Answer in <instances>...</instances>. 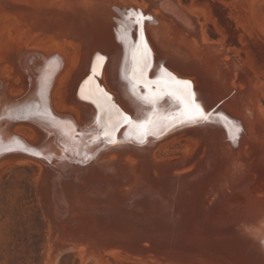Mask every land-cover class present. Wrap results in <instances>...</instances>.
<instances>
[{"label":"bare ground","instance_id":"6f19581e","mask_svg":"<svg viewBox=\"0 0 264 264\" xmlns=\"http://www.w3.org/2000/svg\"><path fill=\"white\" fill-rule=\"evenodd\" d=\"M2 1H5L8 5H10L11 2H9V0ZM20 1L21 0H19V3ZM29 1L31 2L29 6L32 7L35 14V17L32 18H36L32 22H37V25L41 28L44 27L50 31L51 29L55 30L60 26L63 27L68 25L70 29L71 27L75 28V30H73L75 33L72 34H77V36H79L78 34L82 33V35H80L82 42L81 45H79L82 49V55L80 58L79 56L70 57L62 49L58 50L50 47H40L34 50L33 48L19 45H17L18 47L14 46L15 48H13L12 45L10 48L7 46L9 49H13L10 50V53L7 52L8 55H6L5 52L7 50H5V59L8 56L7 65L3 67L4 69L0 66V100L6 99L7 101H12L21 99L29 89V78L21 62L24 54L27 52H37L46 56L55 54L60 55L63 59V68L51 91L50 99L52 112L73 119L79 128H90L96 119L95 108L92 104L78 99L77 91L84 77L90 73L93 54L96 53L104 58L101 74V82L104 89L115 97V101L122 112L131 116L133 119L141 118L151 106L144 105L142 101L134 97L130 92V85L128 83L131 79L129 77V72L138 45L139 31L141 29H143L147 36L153 51L154 59L161 68L167 69L174 77L186 81V69L188 65L186 67L185 64L191 63L188 58L191 52L192 35H194L192 33H195L196 30H194L195 22L193 21V23L191 21L189 18L191 16H188L185 12L186 10L183 11L184 9L182 10V8L179 7L180 5L174 0H141V3L136 0ZM12 2L16 3L17 1ZM21 3L23 2L21 1ZM22 5L23 4L19 6ZM2 7L6 8L5 6ZM25 8L29 9V7ZM1 10L3 13L4 11L7 12L6 9L4 10L1 8L0 11ZM17 12H14L13 15L17 14ZM22 14L24 16L25 12H19V15ZM29 14L30 16L33 15L31 13ZM26 15L29 18L28 13L25 14L24 17H26ZM5 16L8 17L7 15ZM140 17H143V19ZM148 17H151V19H148ZM195 19L196 18H194V20ZM26 25L28 26L29 24ZM16 27L18 28V26ZM87 27L90 29V34L84 33L83 31V29ZM69 31L68 33H70ZM35 32L38 34L40 31ZM64 32H67V30H64ZM53 33H51V37L55 36ZM65 35L64 33V36ZM74 36L77 37L76 35ZM57 37L59 38V36ZM67 38L65 39L69 40ZM65 39L62 38L60 40L63 42ZM71 41H73V38ZM193 42L196 44L194 40ZM194 50L196 51V49L192 51L194 52ZM187 60L189 63L186 62ZM195 64L197 63L195 62ZM195 64L193 63V66ZM189 66L191 67L192 65ZM189 69L190 68H188V70ZM193 69L191 67V70ZM196 72L200 73L201 69L200 72L196 69ZM126 76L128 79H125ZM189 77L193 78L191 76ZM211 77H214L215 80L213 85L214 88L211 87L212 90L210 91L201 87V85L195 81L196 79L193 82L194 84H191L193 93H195V100L199 103L205 115L208 116L207 120L198 119L195 122L182 126L149 143L124 144L107 148L94 160L90 167L79 171H58L35 159L20 158L9 159L1 163L0 166L9 163H31L39 166L41 168V177L37 186L40 192L39 195H41L42 200H44L47 210L50 207L53 208L56 220H66L69 227H73L74 229L72 231L68 227L71 233L78 238L80 237L81 240L84 239L83 242L87 240L85 237L89 234L92 235L93 238L99 237L102 238L101 241L105 240V243L101 244L105 246L107 243L109 245V242L114 245V243L116 244L124 238H130L132 241L133 238H139L143 242L144 240L147 241V239L151 241L153 238H160L159 236L156 237L151 235V231L155 232L154 229H156L158 231L155 233H160L157 228H164L162 225L166 221L171 222L175 219L174 223L169 228L173 235H175L173 239L174 244L176 239L179 238L180 240L184 238L188 240L187 238L189 236L187 235L181 238L186 233L182 234L181 226H184V228L187 227L185 228L187 230L193 228L194 230L202 231V228L205 227L204 225L206 224L207 228L213 227L216 234L219 235V237L217 236L219 238H217L218 241L214 240L216 245H219L217 243L221 242L220 244H223L230 254L237 257L242 256L243 259L249 261L256 255V253L252 255L251 251L258 252L260 254L259 257H262L264 262V243L261 240L258 230L259 219L262 216L260 210L264 209V203L263 205L260 204L259 207L261 208L257 211L250 210L253 205L255 207V204L250 201H248L251 203V206L248 205V211L241 212L238 210L240 212L236 214L233 210L231 211V207L235 204L238 205L240 203L241 205H238L240 209L242 208L240 206H244L245 204V202H242L245 198L243 197L244 199L242 200L239 198L238 194L241 186L240 184H242V182L243 184L245 183V161L242 164L241 159L243 158H240V155L241 145L245 142V136L250 124L249 95L245 96L246 93L242 94V92L231 90V87H233L232 85L229 87L230 89L227 88L224 78L218 76L216 72L213 73ZM211 81L213 80L210 79V83ZM227 85H229V83ZM136 92L138 95L141 93L148 94V91L142 86L138 87ZM52 95L55 97L53 103ZM258 109L260 110V108ZM22 128H27L30 131L31 134L29 138H25L16 132L17 129ZM205 129H209L208 135H203L205 139L203 136L202 137L206 140V146H208L206 148L202 146L205 149L202 148L204 150L201 152L199 151L200 154H198V158L192 159L195 160L194 163L197 164V162H199L198 164H201L200 170L196 175H194L195 173L188 175V173H185L184 167L181 166L182 168H178L179 165L176 164L178 166L176 167L175 163L169 166L166 164L168 167L160 165L162 163H159L157 160L158 157L156 153L161 147L164 145L167 146L171 141L173 142L177 136L191 131L200 132ZM13 134L27 141H32L35 136V132L31 130L30 127L24 126L15 127L13 129ZM205 153H207V156L206 159L203 160L205 158ZM245 157L248 158L247 154ZM192 158L195 157L192 156ZM188 160H185L186 166L189 165L187 163ZM191 168H193V166ZM185 169L187 168L185 167ZM37 180L38 179H36V181ZM41 202L43 203V201ZM46 208H44V210H46ZM158 211L160 215H158ZM49 213L51 214V219L54 220L51 209H49ZM52 223L56 231L60 230L59 223L57 224L54 221H52ZM183 223L185 224L183 225ZM185 225H190V228ZM83 230L88 234L86 235L84 233V235H81L80 231L82 232ZM160 231L162 232V230ZM145 233L147 235H145ZM162 233H164V231ZM190 233L187 234L190 235ZM173 235L171 234L172 237ZM200 235L202 234L199 233L198 236L196 234L192 237L196 238V236L199 237ZM205 237L207 238L209 235H204V238ZM168 238L172 241L170 236ZM212 238L216 239L214 236H212ZM189 239H191V237ZM196 240L198 242V239ZM190 241L194 242L192 239ZM89 242L90 241L87 243ZM98 242L96 241V244ZM133 243H136V241H133ZM208 243L211 242H207V244ZM119 244L122 245V243H118V245ZM105 246L101 247L102 253L106 252L104 248L109 247ZM93 247H97V245ZM99 248L100 247H98V249ZM111 250L113 251V249ZM203 250L204 248H202V251ZM78 251L79 249L76 252ZM208 251L209 250L206 252L208 253ZM216 251L213 253H216ZM83 253L81 252L80 254ZM104 255L103 253V257ZM239 260H241V258ZM261 262L262 261H259L258 263L261 264ZM258 263L256 262L255 264Z\"/></svg>","mask_w":264,"mask_h":264},{"label":"rangeland","instance_id":"374dc122","mask_svg":"<svg viewBox=\"0 0 264 264\" xmlns=\"http://www.w3.org/2000/svg\"><path fill=\"white\" fill-rule=\"evenodd\" d=\"M12 1H17L19 3V0H9L10 5H8L5 1L0 0V4L6 7L4 8L0 5V9L2 8L4 10H7V12L4 11V13L2 10L0 11V66L2 69H4L3 67L7 65L6 63L8 58L7 56V58L5 59L4 54L6 53V55H8L7 52L10 53V50L15 48L14 46L17 45L25 46L27 48L30 47L34 50H37L40 47H50L58 50L62 49L68 56H79L80 58V56L82 55V49L81 46H79L82 42V38L80 36L82 35L81 32H79L81 33L78 34L79 36H77V34H72L75 33L73 31L75 30V28L71 27L70 29L68 25L63 27L60 26L57 29L54 28L55 30L51 29L50 31L45 29L44 27L41 28L39 25H37V22H32L36 18H32L35 17V14L32 7L29 6L31 5V2L29 0H21L23 3H21L20 1L19 5L23 4V7L19 6L17 2L16 4ZM136 1L141 3V0ZM174 1L180 5L178 6L181 7L182 10L184 9L183 11L186 10L185 12L188 14V16H191L189 18L192 22L194 21L195 24H198H194V30H196L195 33H192L194 35H192L193 37L191 41V52L189 53L188 58V60H191H189V62H193L194 64L196 62L198 65L195 64L197 67L195 65L194 67L193 63L185 64L186 67L188 65L186 69V81L189 80V76H191L194 78H190L189 82H191V84L196 79L195 81H197L201 85V87H204L210 91L212 90V88H214L213 85L215 80V78L211 76L216 72L218 76L224 78V82H226V84H224L227 88L231 87L232 85L233 87H231V90H236L235 92H242V94L246 93L245 96L249 95L248 100L250 99V124L245 136V142H243L241 145L240 155V158L244 159H241L242 164L245 161V183L243 184L242 182V184H240L241 186L238 194L239 198H241L242 200L245 198V200L242 201L243 203L245 202V204L244 206H240L242 207L241 209L244 210L238 208V205H241L239 203L238 205L235 204L233 207H231V211L233 210L235 214L239 213L240 211H246L249 208L248 205H250L251 203L255 204V207L253 205L251 207L252 209L250 210L257 211L259 210V208H261L259 207L260 204L263 205L264 203V0ZM28 2L30 3L27 4ZM24 5L25 7H29L30 10L28 8H25ZM14 12H17V14L13 15ZM19 12H25V14L28 13L29 18L27 17V15L26 17H24L25 14L24 16L23 14L19 15ZM29 13L33 15L30 16ZM5 15H7L8 17H6ZM14 17L17 19H15ZM18 17H21L20 20ZM194 18L196 19L194 20ZM26 20L28 23L26 22ZM18 24H20L21 26ZM26 24L29 25L27 26ZM31 24L33 25V27ZM16 26H18V28ZM61 30L63 32L64 30H67V32H64L66 34L65 36ZM35 31H40L38 32V34L40 35H38ZM68 31L70 33H68ZM83 31L84 33L86 32L87 34H90V29L88 27L83 29ZM51 33H53L55 36L51 37ZM58 33H60L61 35ZM67 33L70 35H68ZM56 34L57 36H59V38L62 37L65 39L69 37L67 38L69 40L65 39L62 42L60 40L62 38L59 39ZM74 35H76L78 38ZM72 38L73 41H71ZM193 40L197 45L193 42ZM19 43L22 45H20ZM11 45L13 48L9 49ZM193 49H196V51L194 50L195 53L192 51ZM5 50L7 51L5 52ZM188 60L186 62H188ZM198 62L201 64H199ZM189 65H192L191 67L192 69H194L191 70V67ZM188 68L190 69L188 70ZM196 69L199 72L201 69V72H196ZM209 78L213 80L211 81V83ZM228 83L229 85H227ZM53 101H55V97L52 95V103ZM258 108H260V110ZM205 130H201L200 132L191 131L181 136H177L174 140L175 142L171 141L167 144V146L164 145L163 147H161L159 149L160 151L158 150V152L156 153V156L158 157L157 160L159 161V163H162L160 165L163 167L164 165L165 167H168L170 164L174 165L175 163L176 167H178L177 165H179L178 168H180L181 166L184 167V170L186 172L184 170L181 171L188 173V175H192L194 173V175H196L200 170L201 164H198L199 162H197V164L194 163L195 160L192 159L198 158L197 156L198 154H200L199 151L201 152L208 146H206V140H204V136L208 135L209 129ZM16 132L24 136L25 138H29L31 134L27 128L17 129ZM202 136L204 137V139ZM202 146H204L205 148ZM246 154L248 158L245 157ZM192 156L195 158H192ZM206 156L207 153H205V158L203 160L206 159ZM185 160H188V167L185 165ZM166 164H168V166H166ZM192 166L193 168H191ZM185 167L187 169H185ZM40 177L41 168L35 164L9 163L0 166V264H255L259 261L263 262L262 257H259L260 254L258 252L251 251L252 255L255 253L256 255H254V258L249 261L243 259L242 256L237 257L233 254H230L226 247L223 244H220L221 242H218L217 244L219 245H216L215 241L217 240L219 235L216 234V231L213 227L207 228L206 224L204 225L205 227L202 228V231L194 230L193 228L187 230L185 229L187 227L184 228V226H181L180 228L182 234L185 232L186 233L182 237H179L184 238L185 235L189 237L187 238L188 240H186V238L182 239L183 241L180 240V238H175V245L173 240L175 235H173V233L169 230L175 219L171 221L172 223L166 221V224L164 223L162 225L164 226V228H157L159 229V232L161 234L155 233L156 231H158L156 229H154L155 232L150 230L152 232V234L150 233L151 235L160 237L158 239L153 238L151 239V241L147 239V241L144 240L143 242L139 238H133V241H136V243H133L130 238L129 239L131 242L128 238H124L125 241L124 239H122L116 244L113 242L114 245H112V243L110 242L109 245L107 243L106 246L109 247L104 248V251L106 252L103 253L106 256L104 255L103 257L101 247L105 245L101 244L105 243L104 239V241H101L102 238L94 237V240V238L90 234L85 237L88 233L83 230V233L80 231L81 235H84L85 233L86 235L84 237L87 239L85 240L87 242L90 241L89 243H87L86 241L83 242L84 239L81 240L80 237L78 238L76 235H73V233H71V230L73 231L74 229L73 227H69L66 220H56V218L54 217L55 212H53V208L50 207L47 210L44 204V200H42L41 195H39L40 192L37 186ZM36 179L38 180L36 181ZM41 201H43V203ZM248 201H250L251 203ZM44 208H46V210H44ZM49 209H51L52 211L54 220H52L50 217L51 214L49 213ZM157 213L158 215H160L159 211ZM52 221L57 224L59 223L58 225L60 226V230L56 231L55 228H53ZM184 224L185 223H183V225ZM185 226H189L188 228H190V225ZM160 230H162V232L164 231V233H162ZM168 233L170 238H172V241L168 238ZM187 233H190V235ZM199 233L202 235L197 237ZM171 234L173 235V237L171 236ZM196 234V238L192 237ZM145 235L147 234L145 233ZM204 235H209V237L204 238ZM211 235L216 239H213ZM201 236L203 237V239ZM190 237L194 242H197L196 239H198V242H191V239H189ZM96 241L99 242L96 244ZM207 242L211 243L207 244ZM118 243H122V245H118ZM94 245H97V247H93ZM58 246L60 247V249ZM98 247H100V251ZM202 248H204L203 251ZM78 249V252L81 251L82 253H84L80 254L81 252H76ZM111 249H113V251ZM206 249L209 250L210 253L209 251L207 253ZM222 249H225L226 251H223ZM215 251L216 253H213ZM111 252H113L114 254ZM222 256L226 258L224 259ZM240 258L241 260H239ZM227 260L229 263L227 262ZM252 261L256 262L253 263ZM262 262L261 264H264V262Z\"/></svg>","mask_w":264,"mask_h":264},{"label":"water","instance_id":"95a60500","mask_svg":"<svg viewBox=\"0 0 264 264\" xmlns=\"http://www.w3.org/2000/svg\"><path fill=\"white\" fill-rule=\"evenodd\" d=\"M145 44L147 49L150 50L149 58L151 62L146 73V79L150 81L156 80L163 75L161 66L154 59L152 48L143 29L139 31V41L129 77L132 78L133 67L144 53ZM98 57L102 56L96 53L93 54L90 73L84 77L77 91L78 99L94 106L96 118L100 115V109L97 108L92 99L82 98L81 89L85 87V82L93 75V68L95 67L97 69V75L93 77L95 83L107 92L101 82L104 58L103 60H98ZM21 62L29 78V89L21 99L12 101L0 100V117H2L0 118V141H2L0 150L8 147L14 149L12 151H2L0 164L13 158L35 159L58 171H79L90 167L94 160L107 148L124 144H141L133 140L134 130H130L127 124L119 126L115 133L118 143L107 144L103 139L93 140L95 134L100 131L95 123L96 119L90 128L84 129L79 128L73 119L52 112L50 95L63 68V59L60 55L46 56L37 52H27L22 57ZM45 77H47L46 87L44 85ZM164 80L167 83L153 84L151 85L152 89L164 93L169 91L173 93L184 91L186 93L187 90L184 89L183 85L172 82L169 77H164ZM140 86L143 87V84H140ZM42 91L43 96H41ZM107 93L112 98V103L120 109L115 97L111 93ZM28 109H31V111ZM45 109L50 115L41 116L37 114V111L44 112ZM147 114L146 112L141 118ZM51 117H55V121ZM152 118L156 122L154 128L156 134L149 135L144 143H149L182 126L195 122L189 120L184 114V105L181 100L176 95L169 96L167 94L161 96L158 100ZM17 126L30 127L35 132L32 141H27L13 134V129ZM14 140H19L20 143L16 144L13 142ZM25 147L41 154L33 155L30 151L23 150ZM260 211L262 216L259 219L258 230L264 243V209Z\"/></svg>","mask_w":264,"mask_h":264},{"label":"snow or ice","instance_id":"6c2138e0","mask_svg":"<svg viewBox=\"0 0 264 264\" xmlns=\"http://www.w3.org/2000/svg\"><path fill=\"white\" fill-rule=\"evenodd\" d=\"M140 18L143 19V17ZM148 19H151V17H148ZM149 53L150 50L147 49V45L145 44L144 53L138 60L137 64L133 67L132 78L128 81L131 94L138 100L142 101L144 105L151 106L147 109L148 114L143 118L133 119L112 103V98L108 95V93L95 83L93 77L97 75V69L95 67L93 68V75L89 77V79L85 82V87L81 89L82 98L92 99L93 103H95L97 108L100 109V115L97 116L95 121L100 131L95 134L93 140L103 139V141L107 144H116L118 143L115 136L117 129L122 124H127L130 130H134L133 140L137 143H144L149 135L156 134L154 131L156 122L153 120L152 116L155 112V106L158 100L165 94L169 96L176 95L177 98L181 100V103L184 105V114L189 120L196 121L198 119H208V116L205 115L199 103L196 102L195 93L191 91V83L189 81L177 80L172 73L168 72L167 69L164 68H161V73L163 75L158 77L156 80L150 81L146 79V73L151 64ZM98 60H103V57H98ZM164 77H169L172 82L183 85L184 89L187 90L186 93L184 91H179L177 93H173L172 91L167 93L154 91L151 85L159 84L161 82L167 83V81L164 80ZM125 79H128L127 76ZM46 84L47 77H45L44 80L45 87ZM140 84H143V87L148 90V94H137L136 89L140 86ZM41 96H43V91L41 92ZM28 110L31 111V109ZM37 114L41 116L50 115V113L47 112V109H45L44 112L37 111ZM51 119L55 121V117H51ZM13 142L16 144L20 143L19 140H14ZM0 144H2V141H0ZM3 150L12 151L14 149L8 147ZM3 150H0V154H2ZM23 150L30 151L33 155L41 154L26 147Z\"/></svg>","mask_w":264,"mask_h":264}]
</instances>
